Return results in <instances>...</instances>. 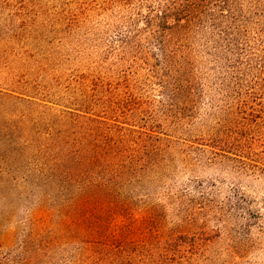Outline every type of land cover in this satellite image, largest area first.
Segmentation results:
<instances>
[{"label": "rangeland", "instance_id": "obj_1", "mask_svg": "<svg viewBox=\"0 0 264 264\" xmlns=\"http://www.w3.org/2000/svg\"><path fill=\"white\" fill-rule=\"evenodd\" d=\"M159 1L0 0V142L24 120L43 135L82 134L47 116L37 125L8 93L56 111L87 93L116 96L114 119L153 137L129 154L134 201L109 236L146 243L149 261L129 248L135 264H264V80L232 76L210 27L167 40L146 22ZM37 188L0 173V264H123L65 230L63 193Z\"/></svg>", "mask_w": 264, "mask_h": 264}, {"label": "trees", "instance_id": "obj_2", "mask_svg": "<svg viewBox=\"0 0 264 264\" xmlns=\"http://www.w3.org/2000/svg\"><path fill=\"white\" fill-rule=\"evenodd\" d=\"M246 1H255L261 12L257 14L253 9L249 14ZM150 7L147 24L159 28L167 40L185 39L195 28L203 31L210 27L216 32L212 42L219 54H215L225 62L232 76L240 80L252 75L253 79L264 80V0H160ZM260 93L264 95V86ZM6 95L25 101L30 113L36 116L37 125H46L41 118L47 116L53 126L59 125L54 127L70 132V124L81 128L82 134L79 137L76 132L73 135L76 138L54 136L51 127V132L43 135L26 120L10 124L5 127L7 139L0 142V173H17L35 188L63 193L65 230L74 229L80 235L98 238L97 242L103 244V255L113 262L118 259L123 264H135L129 252L131 247L136 256L149 261L152 256L145 242L131 244L125 238L109 234L114 219L130 209L134 201L123 187L128 176L139 172L135 163L139 159L129 154L139 153L153 134L136 129L135 120L126 123L114 119L123 103L111 94L98 97L87 93L62 111L54 110L45 104L46 100L42 103L35 96L29 95L27 99ZM129 117L134 119V114ZM20 126L27 139L19 136ZM126 158L129 160L125 162Z\"/></svg>", "mask_w": 264, "mask_h": 264}]
</instances>
